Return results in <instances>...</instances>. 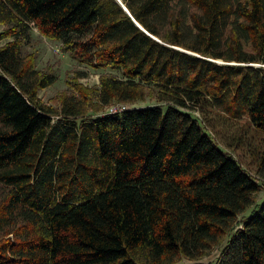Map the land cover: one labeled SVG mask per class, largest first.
Returning a JSON list of instances; mask_svg holds the SVG:
<instances>
[{
    "label": "trees",
    "instance_id": "obj_1",
    "mask_svg": "<svg viewBox=\"0 0 264 264\" xmlns=\"http://www.w3.org/2000/svg\"><path fill=\"white\" fill-rule=\"evenodd\" d=\"M120 3L0 0V264H264V186L226 150L264 164V0ZM32 28L118 76L45 104Z\"/></svg>",
    "mask_w": 264,
    "mask_h": 264
},
{
    "label": "rangeland",
    "instance_id": "obj_2",
    "mask_svg": "<svg viewBox=\"0 0 264 264\" xmlns=\"http://www.w3.org/2000/svg\"><path fill=\"white\" fill-rule=\"evenodd\" d=\"M5 26H0V32L4 31ZM6 41L0 42V44H4ZM61 45L57 42L50 41L44 37H42L36 29L32 28L29 34V38L26 41L25 45H23L24 53H32L35 56V65L36 69L42 72H51L55 76L54 83L39 91L38 97L47 105H54L53 101L56 96L61 93H69L67 81H69L70 77H75L81 74V78L78 79V82L83 86L92 87L98 84L99 77L103 74H113L118 76L115 72L109 69H92L87 67L84 64L79 63L77 60L70 57L68 54L63 52L61 49ZM257 66V65H255ZM83 76V77H82ZM149 103L144 104H136L130 106L131 108H139L148 105ZM106 112V110H105ZM194 116L197 118L199 114L197 112L194 113ZM244 131L237 130L231 132L226 131L228 140L236 145V149L226 148L227 151L233 153L245 166L247 171L253 175L257 182L264 186V164L258 165L256 160V151H258V147L254 144L253 141H249L246 139H241V137H245L242 134ZM232 136L236 137L235 141L232 139ZM226 144L228 141L221 140L220 148L223 147V143ZM237 142V143H236ZM225 150V148H224ZM264 202V187L255 196V203L262 204ZM251 208L246 211L245 216L249 215L251 212ZM238 217V222L235 224V228H241L239 221H241L243 216ZM218 261L219 263H216ZM184 263H188L184 261ZM201 264H232L233 263V253L230 250H227L225 254H221V248L214 249L210 253L209 256L203 258L199 261Z\"/></svg>",
    "mask_w": 264,
    "mask_h": 264
},
{
    "label": "built area",
    "instance_id": "obj_3",
    "mask_svg": "<svg viewBox=\"0 0 264 264\" xmlns=\"http://www.w3.org/2000/svg\"><path fill=\"white\" fill-rule=\"evenodd\" d=\"M125 109H126V107H124V106H119V105L111 106V107L107 108L106 113L116 114V113H120V112L124 111Z\"/></svg>",
    "mask_w": 264,
    "mask_h": 264
},
{
    "label": "water",
    "instance_id": "obj_4",
    "mask_svg": "<svg viewBox=\"0 0 264 264\" xmlns=\"http://www.w3.org/2000/svg\"><path fill=\"white\" fill-rule=\"evenodd\" d=\"M119 3H120V0H117ZM121 4V3H120ZM122 6V8L127 12V10L125 9V7L123 6V5H121ZM128 13V12H127ZM137 26L139 27V28H141L138 24H137Z\"/></svg>",
    "mask_w": 264,
    "mask_h": 264
}]
</instances>
